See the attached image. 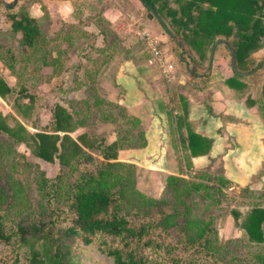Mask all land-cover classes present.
Returning a JSON list of instances; mask_svg holds the SVG:
<instances>
[{"label":"trees","instance_id":"1","mask_svg":"<svg viewBox=\"0 0 264 264\" xmlns=\"http://www.w3.org/2000/svg\"><path fill=\"white\" fill-rule=\"evenodd\" d=\"M145 1L165 23L166 16L172 17L174 27L169 29L181 43L202 52L206 46L210 51L218 39L232 38L228 42L235 50L238 69L253 68L246 64L264 36V0H175L178 10L167 7V0ZM28 3L6 9L10 28L3 32L6 42L0 43V61L19 87L9 86L0 76L2 97L14 91L20 98L31 96L34 85L43 80L50 81L65 71H78L79 64L67 67L61 56L77 47L76 35L81 42L97 38L96 33L74 24L63 25L53 35L45 34L39 20L29 15ZM94 43L86 47L92 49ZM84 52L86 55L89 51ZM44 67H50V73H43ZM241 78L232 70L224 81L230 88L243 90L246 85ZM100 101L95 97L94 105H100ZM105 102L115 113L101 109L91 123L116 124V139L110 144L105 136L97 139L86 130L76 140L68 134L89 126L84 118L92 105L87 100L84 104L89 109L84 114L76 109L74 101L54 102L51 126L33 120L38 131L31 133L21 124L13 128L0 114V133L17 143L24 142L37 158L47 162L57 159L61 167L67 168L54 179L36 178L42 200L36 219L11 218L4 212L0 197V264H82L79 256L92 248L107 259L106 264H264V188L241 187L247 192L241 204L249 208L241 224L244 233L240 239L222 243L215 216L207 212L212 206L223 205L222 198L232 181L223 173L207 171L188 179L168 174L162 197L139 191L134 163L115 158L117 150L145 147V132L140 119L129 115L125 107ZM259 107L264 108L263 96ZM170 114L188 160L205 154L210 140L188 128L183 133L182 117ZM127 122L138 128L136 139L131 127L122 129ZM230 214L235 222L241 217L237 209H231ZM235 245L243 250L233 256L230 247Z\"/></svg>","mask_w":264,"mask_h":264},{"label":"rangeland","instance_id":"2","mask_svg":"<svg viewBox=\"0 0 264 264\" xmlns=\"http://www.w3.org/2000/svg\"><path fill=\"white\" fill-rule=\"evenodd\" d=\"M167 7L172 8V10H178L179 4L175 0H167ZM158 4V3H157ZM156 4V5H157ZM144 15L146 16L148 11L144 7L142 8ZM166 9H164V14ZM166 16V15H165ZM7 18V17H6ZM166 21L168 27H174L172 23V17L166 16ZM8 19V18H7ZM1 21V20H0ZM143 22L148 23V21L143 17ZM43 32L47 35H53L57 30H59V24L57 21H48L40 20L39 21ZM151 22H149V25ZM100 30L103 29L107 34L102 36L96 34V40L92 39L85 40L81 42L78 40L77 35L74 37V40L77 42V50L68 51V55L61 56L67 67L71 65H78L79 70H72L73 75L70 71H65L61 76L57 77L55 80H50L47 82H41L39 85H34V89L30 91L31 96L18 97L17 92L14 91L13 95H8L5 98H0V114L5 117L7 123L12 125L13 128H16L21 124L28 133L38 131L36 127L33 126V120L36 124L48 125L51 124V106L54 102L64 103L65 101H74L77 110L81 111V114L85 112L88 113L87 104H84V101L92 105L91 112L86 114L85 122L89 126L85 127L86 131L95 133L97 139L99 136L105 135L107 140V135L115 128L116 124L111 122L105 123H91L97 119L101 109L106 111H113L112 107L106 105L105 101L114 102L110 96L111 90L109 87H106V81L103 78V75H107V81L110 84L112 82L111 75L115 72L119 66L124 63L125 60L132 59L134 62L136 58L145 55L146 58H151L150 45L149 41L154 36L161 37V35H167L161 25L157 27V33H152L149 29L148 24L142 25L141 28H146L144 31L147 34L141 32L140 40L136 44H132L133 49H126L121 42L115 44V40L118 39L116 34L115 27L107 22L106 20L100 21ZM64 25V24H61ZM88 25V24H87ZM141 29V30H143ZM89 32L95 33L98 31L94 27H89ZM106 36V37H105ZM168 40L162 42L160 40L159 48L162 50L163 57H167L168 63L172 66V70L165 72L166 74H173L176 77H182L185 79L182 84H177V80L173 82V88L175 89H184L189 88V90H200L203 91L205 99H212V96L217 92H220L218 97L219 101L225 100L223 97L227 90H232L235 92L236 97L244 98L246 101V106L253 104V111L257 110L256 101L262 103V83L264 78V63L259 67V69L250 76H243L240 80L246 85L243 90H237L235 88H230L225 84V77L232 73L231 68V55L229 50L224 45H219L215 51L212 69L205 76H201L207 71L208 60L210 51L208 46L202 50H195L194 48L189 47L187 44H183L184 49L170 36H166ZM177 38V37H176ZM160 39V38H159ZM178 40V39H177ZM179 41V40H178ZM228 41H232L230 38ZM4 37H0V43H4ZM87 42V43H86ZM95 42V47L89 49L85 47L88 43ZM61 44V43H60ZM66 47L67 44H61ZM135 47L140 49L138 54H134ZM89 49V50H88ZM84 51H89L86 55ZM110 53L111 55H108ZM38 55L35 54V56ZM135 55V56H134ZM264 58V36L261 39L260 47L253 52L247 59V67H254L257 62ZM157 67V66H153ZM3 69L2 64L0 63V75H7V72ZM190 70H193L195 73L200 74L199 76L192 75ZM4 71V72H3ZM50 67H44L43 73H50ZM157 71V68H156ZM163 74V72H161ZM77 78L74 81V78ZM73 78V81H72ZM103 79V80H102ZM163 79H167L166 77ZM12 86L15 85V80L11 79ZM162 96L165 97V102H168L170 116L173 114L172 97L170 92L173 88L168 86V82L164 83ZM111 85V84H110ZM78 86V87H76ZM108 86V85H107ZM176 86V87H175ZM16 87V86H15ZM75 87V88H74ZM72 88V89H70ZM70 89V91H68ZM33 92V93H31ZM29 93V92H28ZM109 94V97H108ZM102 99L100 105H94V99ZM204 99V100H205ZM240 101V99H238ZM241 100L240 102H242ZM238 102V105L235 106V111H241L245 106ZM243 103V102H242ZM69 106V104H68ZM242 107V108H241ZM260 115H262L264 122V108H258ZM127 111V110H126ZM257 114V113H256ZM246 118H249L250 115H243ZM231 118V117H230ZM126 119V118H125ZM123 118V120L125 121ZM239 120L237 121V123ZM245 122V121H243ZM168 125V126H167ZM51 126V125H50ZM137 126V125H136ZM131 127V130L134 132L132 137L137 138L138 128L135 127L134 123L127 122L123 124L122 129ZM142 127V126H141ZM157 125L150 132L151 144L149 145V150L157 146V137L159 132L156 130ZM159 127V126H158ZM169 127V128H168ZM143 131L146 133V127L143 126ZM185 128H182L183 133H185ZM98 131V133H97ZM170 131V132H169ZM176 124L171 123L169 118L166 127H164V132L170 134V142L168 140V147L173 150L175 155L174 172L175 175L184 176L189 178V176L194 175V173L200 171L222 173V168L218 165V162L211 165L210 169L206 170H195L190 165L191 163L188 160V156L184 154L182 148L180 147L179 135L176 132ZM27 133V134H28ZM261 134V131L258 133ZM112 135V134H111ZM156 137V138H155ZM153 138V139H152ZM96 151L92 153L95 155ZM165 152V151H164ZM148 160V159H147ZM146 160V161H147ZM141 161V160H140ZM133 163V162H131ZM168 162H164V159L157 158L155 162L141 161L139 164L135 165V175H136V188L145 193L148 196H153L160 198L163 196L164 186H165V177L168 175L169 171L166 170L165 166ZM80 164V163H79ZM82 164V163H81ZM160 166V170L155 169L156 166ZM80 167V166H79ZM61 172L66 173L67 168H63L58 163V160L55 159L53 162H47L42 159L37 158L31 153V150L26 146L24 142L17 143L7 136V134L0 133V197L3 199V207L8 215L13 219H23V220H32L36 219L39 216V205L42 203L41 193L37 189L36 178L44 176L46 178L54 179L56 175H61ZM167 174V175H166ZM183 174V175H182ZM257 188H264V182H259ZM225 195L223 205L212 206L207 215L213 214L215 216V225L218 230V236L222 243L227 242L231 239H240L244 233L241 228V224L247 212L249 211L248 207H245L241 204L242 196L247 195V192L244 191L241 187H236L233 183L231 186L225 190ZM2 207V208H3ZM231 209H237L241 213V217L238 219V222H235L234 217L230 214ZM233 256H236L238 253H241L243 248L232 246L230 247ZM238 252V253H236ZM244 252V251H243ZM82 264H106L107 260L102 254H100L96 248L87 249L85 253L79 256ZM5 264H9L6 262Z\"/></svg>","mask_w":264,"mask_h":264},{"label":"crops","instance_id":"3","mask_svg":"<svg viewBox=\"0 0 264 264\" xmlns=\"http://www.w3.org/2000/svg\"><path fill=\"white\" fill-rule=\"evenodd\" d=\"M5 1L10 2L12 0ZM25 1L29 2L27 11L30 16L39 21L41 19L57 21L55 24H59V29L63 26L61 24L80 25L87 32H89V27H94L98 30L95 32L96 34L104 36L105 32L99 29V23L103 18V20L115 27L118 43L121 42L124 46H128L125 48L129 50L133 49L134 45L133 47L131 45L136 44L141 39L140 36H143L141 32L146 28H141L142 25L148 24L153 34L157 33L156 26L160 25L156 19H149L147 15H144L142 11L144 6L140 0H18L14 7L20 6ZM6 9L0 5V37H6L3 32L8 31L10 28V21L6 18ZM143 17L148 23L142 21ZM85 20H87L86 24ZM149 22H151V25H149ZM143 34L147 33L144 31ZM166 36L161 35L160 39L153 37L158 41V49L161 53L163 52L159 48V43L160 40L164 42L167 38ZM4 39L6 42V38ZM138 52H140V49L135 47L134 54H138ZM163 58L166 67H162L150 57L146 58L145 55L136 58L137 62L132 59L125 60L111 75V85L107 81V75H103L105 80L102 79V82L106 81V87H111L112 96L110 98L125 107L129 115L138 117L140 126L146 127V146L136 149L117 150L115 160L139 164L141 161L147 162L149 160L150 162H155L157 158H162L164 162H168L165 166L166 170L169 171L167 174H176L173 166L175 165L174 149L171 150L167 143L171 133L167 135L164 132V127L169 121L168 113L170 109L162 94L165 82H168V86H171V89L175 80L180 85L185 79L182 77L177 78L173 74H166L165 72L172 70V66L168 63L167 57ZM0 63L3 67V63L1 61ZM154 65L157 67H153ZM1 70L7 72V75H0L5 82L11 87L16 86L18 88V82L14 76L10 75L9 69L3 67ZM59 76H54L51 80H55ZM163 76L167 79H163ZM11 79L15 80L14 86L11 85ZM43 82L47 81L43 80ZM13 94L14 92L7 94L5 97ZM205 95L203 91L189 90V88H173L170 92L173 100L171 103L173 114L182 117L185 133L188 128L210 140V148L205 154L190 156L191 167L195 170H206L210 169L215 162H218V165L222 168V173L236 187L249 186L253 189H259L257 188L259 182H264V122L258 110L259 103L255 102L257 110L253 111V107H251L253 104L247 102L248 106H246L244 98L236 97L233 89L227 90L223 96L225 97L223 101L218 100V98H222L218 97L220 92H217L216 95L214 94L212 99H205ZM5 97L0 95L1 99ZM238 99L240 101L243 100V103ZM238 102L245 105L243 108L241 107V111H235V106L238 105ZM246 114H249L250 117L246 118L243 116ZM238 120L239 122L237 123ZM155 125H157V133L159 132L156 142L157 146L149 150L148 148L151 144L149 134L153 131L152 129ZM84 131L85 127H78L68 134L76 140V137ZM260 131L261 134L259 135ZM87 133L89 136L97 137L95 133L89 131ZM59 134L62 135L63 133L59 132ZM111 134L107 135V144L112 143L116 139L113 131H111ZM169 143L171 145L170 140ZM84 149L87 150L85 147ZM159 168L160 166L158 165L155 169L160 170Z\"/></svg>","mask_w":264,"mask_h":264},{"label":"water","instance_id":"4","mask_svg":"<svg viewBox=\"0 0 264 264\" xmlns=\"http://www.w3.org/2000/svg\"><path fill=\"white\" fill-rule=\"evenodd\" d=\"M17 2H18V0H12L10 2H7L5 0H0V5H2L5 8H13L17 4ZM140 2L142 3V5L148 11L147 17L149 19H153V18L156 19L159 22V24L162 26L164 31L167 33V35L170 36L171 38H173L175 41H177V43L184 49L183 44L180 41L177 40L175 35L169 29V27L167 26L165 21L161 18V16L156 12V10L148 2H146L145 0H140ZM219 45H224L229 50L230 55H231V63H230L231 68L238 75H241V76L253 75L259 69V67L264 63V58H262L259 62H257L255 64V66L252 69H250L248 71L239 70L238 67H237V64H236L235 50L232 47V45L226 39H218L211 45L207 71L205 73H203L201 76H205L208 72L211 71L212 64H213V59H214V54H215L216 48ZM190 73L192 75H196V76L200 75L198 73H195L193 70H190ZM262 96L264 97V78H263V83H262Z\"/></svg>","mask_w":264,"mask_h":264},{"label":"built area","instance_id":"5","mask_svg":"<svg viewBox=\"0 0 264 264\" xmlns=\"http://www.w3.org/2000/svg\"><path fill=\"white\" fill-rule=\"evenodd\" d=\"M150 40L151 41H149V45H150L151 58L157 61L162 67H166L165 60L161 55V51L158 49V41L155 38H152Z\"/></svg>","mask_w":264,"mask_h":264}]
</instances>
